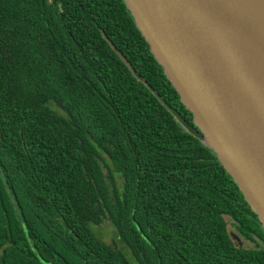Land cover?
I'll use <instances>...</instances> for the list:
<instances>
[{
	"label": "trees",
	"instance_id": "obj_1",
	"mask_svg": "<svg viewBox=\"0 0 264 264\" xmlns=\"http://www.w3.org/2000/svg\"><path fill=\"white\" fill-rule=\"evenodd\" d=\"M159 98L193 124L123 0H0V264H264L239 186Z\"/></svg>",
	"mask_w": 264,
	"mask_h": 264
},
{
	"label": "water",
	"instance_id": "obj_2",
	"mask_svg": "<svg viewBox=\"0 0 264 264\" xmlns=\"http://www.w3.org/2000/svg\"><path fill=\"white\" fill-rule=\"evenodd\" d=\"M123 1L264 235V0Z\"/></svg>",
	"mask_w": 264,
	"mask_h": 264
},
{
	"label": "rangeland",
	"instance_id": "obj_3",
	"mask_svg": "<svg viewBox=\"0 0 264 264\" xmlns=\"http://www.w3.org/2000/svg\"><path fill=\"white\" fill-rule=\"evenodd\" d=\"M92 228L95 231L96 235L102 238L103 240H105L106 242L112 243L114 239L117 241V237L115 235L114 229L112 228V226L109 224L108 221H104L99 226H93ZM241 244H244L246 246L252 245L250 241H246V240L241 241ZM118 246L124 249V247L120 243Z\"/></svg>",
	"mask_w": 264,
	"mask_h": 264
},
{
	"label": "flooded vegetation",
	"instance_id": "obj_4",
	"mask_svg": "<svg viewBox=\"0 0 264 264\" xmlns=\"http://www.w3.org/2000/svg\"><path fill=\"white\" fill-rule=\"evenodd\" d=\"M234 234V233H233ZM235 238V237H234ZM236 239V238H235Z\"/></svg>",
	"mask_w": 264,
	"mask_h": 264
}]
</instances>
